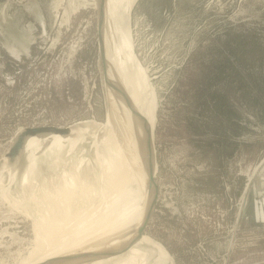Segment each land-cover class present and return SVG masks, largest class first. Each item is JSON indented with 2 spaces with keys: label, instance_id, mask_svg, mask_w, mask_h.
<instances>
[{
  "label": "rangeland",
  "instance_id": "1",
  "mask_svg": "<svg viewBox=\"0 0 264 264\" xmlns=\"http://www.w3.org/2000/svg\"><path fill=\"white\" fill-rule=\"evenodd\" d=\"M129 19L156 94L159 199L143 235L162 245L167 264H264V0H136ZM98 36L94 0H0V159L25 125H78L82 134L72 152L61 138L50 152V137L37 140L3 172L0 264H18L33 247L24 207L37 208L31 196L44 178L73 179L66 170L82 158V168L96 166L94 132L111 107ZM81 232L67 248L86 239Z\"/></svg>",
  "mask_w": 264,
  "mask_h": 264
},
{
  "label": "bare ground",
  "instance_id": "2",
  "mask_svg": "<svg viewBox=\"0 0 264 264\" xmlns=\"http://www.w3.org/2000/svg\"><path fill=\"white\" fill-rule=\"evenodd\" d=\"M80 1L82 2V0ZM112 1L113 4L110 8L108 0L105 1L104 41L108 62L107 71L109 77L119 83L118 87L126 90L137 115L132 112L130 103L125 100L124 95L116 90V87H108L111 101L109 117L107 116V121L98 127L96 133L94 132L93 141L97 160L95 159L96 164H93L96 166H87L88 163L85 162L87 168H82V158L73 168L67 170L65 168L67 172L70 171V176H73L71 171L75 172L73 179L65 178L60 172H56L57 174L55 173L56 175L53 176L55 179L46 177L42 181L41 187L36 188L41 193L40 196L38 195L40 200L34 195L37 190L32 192L31 198L36 201L38 206L32 211L33 213L28 210L31 206L27 208L24 205V209L34 220L37 230L36 239L29 253L26 256L23 255L24 258L18 264H36L60 256L118 248L135 237L136 229L144 218L150 196L145 162L144 125L152 132L153 137L156 94L148 78L147 70L130 42L129 11L136 0ZM94 2L98 4L97 0ZM107 8L108 10L112 9L116 19L115 23H118L117 28L114 27L115 30H110V34L106 21ZM112 22L110 21V24ZM108 105H110L109 102ZM138 114L140 118L137 117ZM74 126L76 131L72 135L51 134L50 139L53 142L49 144L48 152L55 145L59 149L63 148L61 139L68 143L70 146L68 150L72 152L74 143L75 145L77 143L75 141H78L82 135L80 126ZM100 129H104V133L101 135L99 134ZM95 135L100 138V141L95 139ZM37 140L42 144L43 138L37 136L28 138L24 152L32 147H37ZM33 150L31 149V154L34 153ZM35 154L38 152L35 151ZM3 159L5 164L0 171V178L4 171L12 172L14 169L7 166L5 155ZM73 159L75 160V158ZM32 167L35 168V166ZM37 174V171L29 172L28 177L34 181L37 179ZM52 184H57L55 187L59 186L55 189ZM137 196L140 197L141 202H145L143 207L137 204L139 202L136 199ZM130 201L135 204L132 208L133 211L127 213L128 208L126 207L130 205ZM135 206L136 209L139 206L142 212L133 214ZM80 230H82L80 235L84 233L82 237L86 238L85 241L67 248L72 243L70 239ZM103 230L106 231L97 233L93 238V233ZM70 231L74 232L71 234L73 236L67 234ZM104 238L109 242L103 244ZM144 241H147L151 247H143ZM52 251L55 254L49 253ZM56 251H58L57 254ZM64 253L70 254L61 255ZM129 254L131 255L129 264H136L137 262L140 264H167L166 253L162 245L145 235H142L125 252L80 264H111L112 261L118 264L121 255L129 256ZM123 264H127V262H123Z\"/></svg>",
  "mask_w": 264,
  "mask_h": 264
},
{
  "label": "water",
  "instance_id": "3",
  "mask_svg": "<svg viewBox=\"0 0 264 264\" xmlns=\"http://www.w3.org/2000/svg\"><path fill=\"white\" fill-rule=\"evenodd\" d=\"M105 1L106 0H97V8H98V38H99V50L101 55V60L104 65V77L107 87L115 88L116 90L124 95L125 100L130 103V108L132 112L137 115L135 112V108L133 104L130 102L129 97L127 96L126 90L118 87L119 83L115 80L111 79L108 75V62L106 60V51H105V41H104V21H105ZM108 89V88H107ZM109 94V93H108ZM140 118V115L138 116ZM145 126V162H146V171L148 175V184L150 188V196L148 200V204L146 207V212L143 220L140 222L136 229V235L130 242L127 244L120 246L115 249H107L100 250L94 252H85L79 253L75 255L68 256H60L53 259L44 260L42 262L36 264H80L81 262L86 261H96L104 258H108L111 256H115L122 252L128 250L131 246H133L143 235L145 228L148 223L152 219L154 212L156 211V206L159 199V185L156 180V150L154 146V141L152 137V132ZM76 131L74 125L67 126H56V125H25L20 127L16 133L14 134L12 141L9 145L5 156L7 157V166L10 168H14L20 161V158L23 155L24 148L28 138L32 136H37L40 138H48L51 134H62V135H72ZM104 129L99 130V134H103ZM5 164L3 158L0 159V171L2 170V166Z\"/></svg>",
  "mask_w": 264,
  "mask_h": 264
},
{
  "label": "crops",
  "instance_id": "4",
  "mask_svg": "<svg viewBox=\"0 0 264 264\" xmlns=\"http://www.w3.org/2000/svg\"><path fill=\"white\" fill-rule=\"evenodd\" d=\"M30 36L34 39V36H33V35H30ZM31 40H32V39H31ZM31 42H32V41H31ZM11 45H13V44H9L8 47H10ZM26 50H27V49H26ZM12 51H13V50H12ZM24 52H25V51L22 52L21 50H19V54H16V53H15V54H16V55H23V54L25 55L26 53H24ZM12 54L14 55L13 52H12ZM27 54H28V53H27ZM14 56H15V55H14ZM15 57H16V56H15Z\"/></svg>",
  "mask_w": 264,
  "mask_h": 264
}]
</instances>
